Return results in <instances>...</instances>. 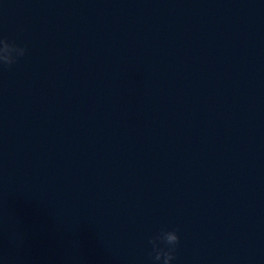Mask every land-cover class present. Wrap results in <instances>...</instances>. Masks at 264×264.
<instances>
[{"label": "water", "instance_id": "water-1", "mask_svg": "<svg viewBox=\"0 0 264 264\" xmlns=\"http://www.w3.org/2000/svg\"><path fill=\"white\" fill-rule=\"evenodd\" d=\"M0 264H264V0H0Z\"/></svg>", "mask_w": 264, "mask_h": 264}, {"label": "clouds", "instance_id": "clouds-1", "mask_svg": "<svg viewBox=\"0 0 264 264\" xmlns=\"http://www.w3.org/2000/svg\"><path fill=\"white\" fill-rule=\"evenodd\" d=\"M27 51L26 46L22 47L14 41L9 42L7 38H0V68H11ZM179 241L176 230L161 229L157 235L151 237L148 243L151 245L149 256L153 264H172Z\"/></svg>", "mask_w": 264, "mask_h": 264}]
</instances>
